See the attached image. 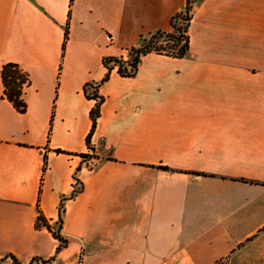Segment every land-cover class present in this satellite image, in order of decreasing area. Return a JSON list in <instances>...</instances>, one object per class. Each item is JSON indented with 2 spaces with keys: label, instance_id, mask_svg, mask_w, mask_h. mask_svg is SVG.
I'll list each match as a JSON object with an SVG mask.
<instances>
[{
  "label": "crops",
  "instance_id": "crops-1",
  "mask_svg": "<svg viewBox=\"0 0 264 264\" xmlns=\"http://www.w3.org/2000/svg\"><path fill=\"white\" fill-rule=\"evenodd\" d=\"M185 5L0 0V264H264V0H196L185 56L102 82Z\"/></svg>",
  "mask_w": 264,
  "mask_h": 264
},
{
  "label": "trees",
  "instance_id": "trees-1",
  "mask_svg": "<svg viewBox=\"0 0 264 264\" xmlns=\"http://www.w3.org/2000/svg\"><path fill=\"white\" fill-rule=\"evenodd\" d=\"M195 1L196 0H186L184 10L171 18L170 32L158 31L147 37H142L138 47L128 49L127 52L130 58L127 61H124L122 57L103 59L102 65L107 70V73L102 82L108 80L111 71L114 69V67L108 66L109 63H113L117 66L116 73L120 77L131 78L136 74L141 58L148 54L155 53L174 58H182L185 56L188 52L187 31L191 21L192 4ZM178 23L180 24V27L177 26ZM64 37L66 40L67 30H65ZM168 43H171V45H168ZM0 76L5 98L14 106L18 113L24 114L26 111V105L21 98V94L23 86L28 85L27 75L24 74L17 65L9 63L2 66ZM88 86L85 87L86 91ZM96 88L92 91V95H87L88 98L98 101L90 112L92 128L95 127L96 121L100 116V105L103 102L102 98L96 94ZM45 167L46 164H44V169ZM57 225V229L52 230L41 215L37 217L36 227H45L52 234V237L59 242L58 249H61L66 247L67 242L59 234L60 224L58 223ZM6 258L10 259L12 264H19L13 256H7ZM30 264H37V262L35 261Z\"/></svg>",
  "mask_w": 264,
  "mask_h": 264
},
{
  "label": "rangeland",
  "instance_id": "rangeland-1",
  "mask_svg": "<svg viewBox=\"0 0 264 264\" xmlns=\"http://www.w3.org/2000/svg\"><path fill=\"white\" fill-rule=\"evenodd\" d=\"M177 26L180 27V24L178 23ZM168 45H171V43H168ZM120 57H122L124 61H127V60L130 58V56H129L127 50H126V51L122 54V56H120ZM108 66H109V67H114V69L117 68V66L114 65L113 63H109ZM89 90H90V89H89ZM90 93H92V91H90ZM85 160H87V158H84V161H85ZM93 163H94V162H92V164H93ZM91 167H92V166H91ZM91 167H90V168H91ZM57 227H58V225L54 226V229H57Z\"/></svg>",
  "mask_w": 264,
  "mask_h": 264
},
{
  "label": "built area",
  "instance_id": "built-area-1",
  "mask_svg": "<svg viewBox=\"0 0 264 264\" xmlns=\"http://www.w3.org/2000/svg\"><path fill=\"white\" fill-rule=\"evenodd\" d=\"M95 101H96V103L98 102L97 100H95ZM160 264H172V263H170L169 261H162Z\"/></svg>",
  "mask_w": 264,
  "mask_h": 264
}]
</instances>
